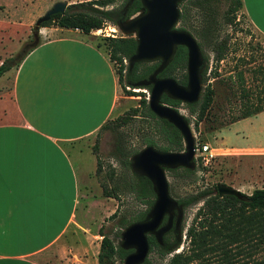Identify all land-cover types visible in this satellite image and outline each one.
Wrapping results in <instances>:
<instances>
[{
  "label": "rangeland",
  "instance_id": "obj_1",
  "mask_svg": "<svg viewBox=\"0 0 264 264\" xmlns=\"http://www.w3.org/2000/svg\"><path fill=\"white\" fill-rule=\"evenodd\" d=\"M89 1L92 0H0V65L5 60H20L22 55L40 41L52 38L45 31L58 28L57 21L49 20L46 27H41L42 23L38 26L37 22L55 4L66 3L68 7ZM194 1L184 0L180 3L179 8L184 18L179 21L177 29L189 32L197 43L202 45L204 55L208 58L205 75L207 80L202 84V93L209 85L215 95L213 104L197 129L196 115L190 113L185 104H180L176 110L189 123L195 147L208 145L213 158L205 167L201 159L195 156L193 163L196 174L193 178L175 176L167 171L169 193L177 200L222 184L249 195L255 189L264 188V112L235 123L230 121L240 113L243 88L246 92L255 93L258 75L252 70L258 64L264 66V55L256 50L258 46L264 45V36L251 25L243 9L237 13L234 23L225 22L226 11L231 7L233 0H211L206 9L197 7L193 4ZM122 2L123 0H119L107 9L118 7ZM108 27L117 31L115 38L126 35L116 26L107 24L105 28ZM204 28L209 31L207 38L202 36ZM105 38L107 36L102 34L96 35L98 40ZM224 38L229 39V52L223 61L216 64L211 44ZM240 57L247 59L246 64L238 61ZM251 58H254L256 63L250 62ZM15 69L16 67H13L0 78V121L6 120L1 114L7 115L12 108ZM239 73L243 74L244 87ZM149 95L148 87L134 89L124 82L123 87L120 86L117 108L109 122L129 109L138 107L140 99L147 100ZM146 134L153 135L159 146L166 145L153 122L140 115L129 125L121 127L117 133L110 129L99 130L72 147L71 156L79 172L77 206L73 221L66 232L47 251L48 264H97L95 258L100 249L101 228L103 227L102 231L111 237L119 230L117 219H107L117 210L119 217L125 215L128 218L145 210V206L128 187L133 171L122 164L123 156L116 153V144L122 143L124 155L135 150L138 153L145 148L143 138ZM94 145L98 147L97 156L102 164L99 176H96L97 158L92 151ZM101 184L109 191L112 190L118 199L105 197ZM201 205L202 203H199L182 211L179 228L182 244L176 253L187 247L186 230ZM171 256L162 258L153 252L149 254L148 261L150 264H168ZM115 264L123 262L117 261Z\"/></svg>",
  "mask_w": 264,
  "mask_h": 264
},
{
  "label": "crops",
  "instance_id": "obj_2",
  "mask_svg": "<svg viewBox=\"0 0 264 264\" xmlns=\"http://www.w3.org/2000/svg\"><path fill=\"white\" fill-rule=\"evenodd\" d=\"M242 4L264 36V0ZM45 32L52 38L16 67L12 108L1 114L0 264H48L47 251L77 206L79 172L70 151L111 119L120 97L114 63L95 34Z\"/></svg>",
  "mask_w": 264,
  "mask_h": 264
},
{
  "label": "trees",
  "instance_id": "obj_3",
  "mask_svg": "<svg viewBox=\"0 0 264 264\" xmlns=\"http://www.w3.org/2000/svg\"><path fill=\"white\" fill-rule=\"evenodd\" d=\"M118 1L92 0L69 5L63 14H56L50 20H56L58 28L78 30L88 35L95 30L103 29L107 24L118 26L120 22L129 20L142 10L140 0H123L120 6L107 9L114 6ZM210 1L195 0L193 4L197 7L205 8L210 4ZM242 7V0H233L231 7L226 11L225 22L227 24L234 23L236 15ZM183 18L184 15L180 13L179 21ZM47 23L48 21L42 23L41 27H46ZM202 36L203 38L209 37L208 29L204 28ZM100 41L105 47L110 61L114 63L118 82L122 87L123 83L126 82L128 86L134 88V84L147 80L160 64V62L138 63L133 68H130L129 60L136 50V40L132 35H124L118 38L107 37ZM228 41V38H224L220 41L215 40L212 42L211 49L214 53L216 64L226 58L229 52ZM198 45L203 61L200 72L203 84L207 80L205 75L208 58L204 55L202 45L200 43ZM256 50H259L264 55V45L258 46ZM28 52L22 55L20 60L14 58L3 61L0 65V78L13 67H17ZM238 61L246 64L247 59L240 57ZM250 62L256 63V60L251 58ZM186 63L187 50L184 47H178L171 63L158 75V78H171L179 85H186ZM252 71L258 75L255 93L246 92L243 88V101L240 113L233 117L230 123L264 112V66L258 64ZM215 76H217V73H215ZM239 76L244 87L243 74L239 73ZM148 88L150 89V87ZM127 93L132 94L130 91H127ZM214 95V90L207 85L198 102L185 104L189 112L196 115V129L204 120L206 113L213 104ZM161 103L175 110L181 104V102L172 100L166 95L162 96ZM140 115L153 122L154 127L158 128L166 143L164 146H159L153 135L146 134L143 138L144 147H153L164 152H182L184 150L182 136L178 130L167 121L156 117L150 111L148 101L145 98L140 99L138 107L129 109L111 122L107 121L99 130L110 129L117 133L121 127L129 125L132 120ZM92 151L97 158L96 176H99L102 172V164L97 156V145L93 146ZM116 153L119 156H123L122 164L132 170L130 158L137 153V150L124 155L123 145L118 142L116 144ZM167 171L175 176L180 175L186 178H193L196 174L195 169L177 168ZM110 175H113V171ZM128 187L136 199L145 206V210L130 218L125 215L119 217L117 210L107 219L110 221L117 219L119 230L111 237L102 231L103 227L101 228L97 264L124 262L125 257L133 251L124 250L119 246L118 242L121 238V232L131 224L143 221L154 204L156 197L152 184L144 176L132 172ZM101 188L105 197L118 199L114 192L112 190L109 191L105 185L101 184ZM176 201L182 210L202 203L186 230L185 240L188 242L187 247L176 253L181 247L182 235L181 229H172L163 237L161 245L158 244L153 236L148 237L149 254L155 252L162 258L172 255L168 264H264V188L255 189L249 195L240 192L237 196L226 195L221 198L216 187H212ZM144 264H150L148 258Z\"/></svg>",
  "mask_w": 264,
  "mask_h": 264
},
{
  "label": "water",
  "instance_id": "obj_4",
  "mask_svg": "<svg viewBox=\"0 0 264 264\" xmlns=\"http://www.w3.org/2000/svg\"><path fill=\"white\" fill-rule=\"evenodd\" d=\"M182 1L140 0L142 10L116 26L126 35L133 34L136 40L135 53L129 60L130 68L138 63L160 62L147 80L134 84V89L150 87L147 99L150 111L178 130L184 145L182 152H164L145 147L131 158L132 171L149 180L156 198L143 221L135 222L121 232L119 246L133 251L125 257L123 264H144L149 256V236H153L161 245L168 232L172 229L179 230L183 210L169 193L166 172L177 168L194 169L196 147L191 127L181 113L161 103L162 96L166 95L181 104H193L199 101L202 94L200 72L203 61L199 45L189 32L177 29L181 13L179 5ZM66 8V3L55 4L38 20L37 25L49 21L56 14H63ZM178 47L187 50L185 86L171 78H158L171 63ZM216 189L221 198L240 193L222 184H217Z\"/></svg>",
  "mask_w": 264,
  "mask_h": 264
},
{
  "label": "built area",
  "instance_id": "obj_5",
  "mask_svg": "<svg viewBox=\"0 0 264 264\" xmlns=\"http://www.w3.org/2000/svg\"><path fill=\"white\" fill-rule=\"evenodd\" d=\"M92 34H102L103 36H107V37H111V38H115V33L116 30L114 29H110L108 28H103V29H99V30H95L93 32H91ZM126 64V62H125ZM196 156L198 158L201 159L203 166H208L209 162L211 161V159L213 158L211 149L208 145H202L200 147H196Z\"/></svg>",
  "mask_w": 264,
  "mask_h": 264
},
{
  "label": "flooded vegetation",
  "instance_id": "obj_6",
  "mask_svg": "<svg viewBox=\"0 0 264 264\" xmlns=\"http://www.w3.org/2000/svg\"><path fill=\"white\" fill-rule=\"evenodd\" d=\"M185 86V85H184Z\"/></svg>",
  "mask_w": 264,
  "mask_h": 264
}]
</instances>
